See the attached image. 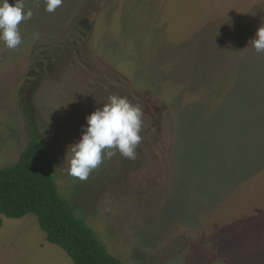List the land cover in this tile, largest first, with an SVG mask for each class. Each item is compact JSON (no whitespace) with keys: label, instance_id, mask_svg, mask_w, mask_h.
<instances>
[{"label":"rangeland","instance_id":"1","mask_svg":"<svg viewBox=\"0 0 264 264\" xmlns=\"http://www.w3.org/2000/svg\"><path fill=\"white\" fill-rule=\"evenodd\" d=\"M25 3L22 44L0 43V168L37 132L121 264H264V0ZM110 95L144 109L138 155L79 181L67 149ZM1 219L0 264H74L35 215Z\"/></svg>","mask_w":264,"mask_h":264},{"label":"trees","instance_id":"2","mask_svg":"<svg viewBox=\"0 0 264 264\" xmlns=\"http://www.w3.org/2000/svg\"><path fill=\"white\" fill-rule=\"evenodd\" d=\"M31 133L18 161L0 168V228L1 216L22 219L33 214L46 240L62 248L74 264H121L61 196L57 167L41 136Z\"/></svg>","mask_w":264,"mask_h":264},{"label":"clouds","instance_id":"3","mask_svg":"<svg viewBox=\"0 0 264 264\" xmlns=\"http://www.w3.org/2000/svg\"><path fill=\"white\" fill-rule=\"evenodd\" d=\"M45 11L53 13L63 0H43ZM33 11L25 0H0V43L15 50L23 42L20 25L32 18ZM257 54L264 53V26L260 27L249 42ZM144 109L133 104L126 96L110 95L86 119V127L78 142L70 145L66 157L65 172L79 181L88 180L90 174L105 160L117 153L123 158L135 160L142 143Z\"/></svg>","mask_w":264,"mask_h":264},{"label":"crops","instance_id":"4","mask_svg":"<svg viewBox=\"0 0 264 264\" xmlns=\"http://www.w3.org/2000/svg\"><path fill=\"white\" fill-rule=\"evenodd\" d=\"M24 149H25V148H23V150H24ZM21 150H22V149H21ZM21 153H22V152H21ZM14 155L16 156V154H15V153H14ZM20 155H21V154H20ZM19 157H20V156H19ZM16 159H17V158H16ZM18 159H19V158H18ZM15 161H16V160H15ZM17 161H18V160H17ZM17 161H16V162H17ZM16 162H15V163H16ZM13 163H14V162H13Z\"/></svg>","mask_w":264,"mask_h":264}]
</instances>
